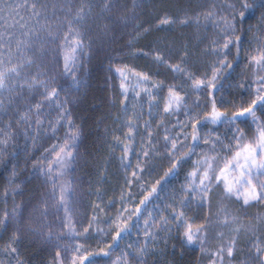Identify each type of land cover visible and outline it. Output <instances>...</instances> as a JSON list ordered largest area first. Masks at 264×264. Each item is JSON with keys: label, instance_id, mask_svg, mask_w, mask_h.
Segmentation results:
<instances>
[{"label": "rangeland", "instance_id": "1", "mask_svg": "<svg viewBox=\"0 0 264 264\" xmlns=\"http://www.w3.org/2000/svg\"><path fill=\"white\" fill-rule=\"evenodd\" d=\"M32 2L34 0H28L29 4ZM35 2L48 5L47 19L58 31V39L55 44L46 42L42 55L39 52V41H34L31 48L17 52L16 39H26L22 35L24 29H20L17 25L12 30L15 39L11 45V62L25 63L27 58L31 57L35 63L31 66L25 63L21 76L16 78L15 91H0V102L3 104L0 108V141L7 140L6 145L0 143V218L5 212L9 216V226L6 230L0 229V235L4 234V238L9 241L16 231L12 219L13 211L16 210L22 217L18 243L26 241L29 247H34L37 251L41 250L48 264H53V261L57 260V251L60 252L58 264H71L74 255L85 256L88 253L99 252L102 248L106 249L107 245L111 244L116 224L123 222L118 217L121 214L123 217L131 215L132 219L137 207H140V201L171 167L174 157L168 155L171 141L168 142L167 149L164 146L165 135L176 141L178 149L176 156L187 151V146L191 144V126L183 127L187 122L184 109L173 114L163 111L168 87L173 84L182 85L180 94L185 96L186 103L190 107H193L199 98L200 109L194 110L199 111L201 116L206 111H211V100L207 89L201 92L192 91L191 81H187L183 74L173 72L168 65L181 64V57L187 51L188 56L181 66L192 70L198 78H203L205 75L210 77L213 66L219 67V60L224 58L222 55H214L212 50L214 48L221 50L226 40H231L229 49L225 50L228 53L227 62L233 64L236 36H239L238 23L233 35L230 29L225 28L222 20H218L217 26H214L211 21L204 19V13L215 10L218 19L221 16H230L229 4L239 5L238 0H35ZM105 2L112 5L110 11H102ZM9 3L23 4L24 0H0V6ZM254 3L255 14L247 23V41L242 50V61L226 79L221 90L215 93L217 106L228 114L233 111V105L247 104L253 98L254 90L259 87L257 76H264V71L256 70V66L250 62L251 57L258 56L260 49L264 47V7H261L262 0H254ZM53 5L56 7L53 8ZM82 6L86 12L91 8V12L86 17V26L82 28L87 56L81 57L83 66L78 67L76 72L81 82L79 90L60 92L58 100L64 105L67 115L60 119V109L56 107L57 101H52L51 106L44 101L40 114L41 125L37 126L35 122V112L29 113L30 120H22L21 117L28 113L29 106L41 101V93L44 89L37 87L30 91L25 87L21 92L19 83L24 79H31L38 71L46 73L42 78L57 75V61L59 72H63V53L59 46L68 31V21L75 17ZM19 12L29 25L36 23L30 10L21 8ZM133 12L136 20H129L125 24L121 17L127 19L133 15ZM166 15L173 18H183L185 15L195 18L199 15L200 23L197 25L193 19L187 25L179 23L160 25L159 19ZM106 17H110L111 20H106ZM19 18L16 17L17 20ZM111 21H118L119 26L115 27L113 33L105 36L102 31L103 25ZM11 22L9 20V23ZM41 22L43 23V18ZM137 23H143V27L148 28L149 31L137 36ZM0 31H3L2 21H0ZM214 41L216 43H213ZM89 43L90 48L87 47ZM7 48L8 46L5 45V49H0V52L5 53L2 58L6 64L9 60L6 54ZM157 53L161 54L168 63L158 62L155 59ZM117 67L124 68L126 72L131 69L146 73L151 77V81L136 87L138 78L127 72L129 79L125 84L128 87V99L125 101ZM226 70L220 74L221 78ZM91 74L96 75L91 80H95L99 85V90L93 96L103 110L102 116L98 117L99 123H103L100 124L102 126L99 129L103 134H106L109 128L111 131L116 130L119 142L114 137L112 149H109L107 157L110 161L104 165L103 174L79 177L78 168L81 161H86L87 166L92 164V153H88L90 156H87L84 148L86 136L83 129L84 121L79 118L80 123H77L75 119L81 115L82 107H85L87 99L85 94L89 89ZM152 81L162 82V87L153 89L156 99L152 101L150 113L148 95L141 91V88H151ZM57 82L66 89L71 84V78L57 75ZM241 84L244 85L243 88L240 87ZM9 86H13L12 81L9 82ZM138 91L140 97L136 96ZM122 101L127 105V111L124 110ZM68 118L72 120L71 127ZM129 119L134 121L131 136L128 135ZM146 122L149 125L147 128ZM215 126L206 125L201 130V134L209 129H215L213 138L219 134L226 144L231 142L235 146V141L231 140L232 129L235 126L227 124ZM241 127L246 133V139H251L255 126L249 121L247 125ZM73 130L78 132V138L71 149L73 151L71 164L64 170L63 176L57 175L54 166L51 174L53 179L49 180L47 176L41 175L34 165L37 161H42L47 171L48 162L55 158L53 146H56L58 151L59 147L69 140ZM149 132L152 133L151 137L148 135ZM185 133L188 134L187 139ZM125 144L129 146L128 160L131 165L128 167H126L127 160L121 161ZM210 147L201 142L191 159L180 167L181 173L162 189L159 198L151 204L142 205L143 211L139 221L134 223L132 239L125 240L119 250L117 248L110 256L94 260L93 264H113L124 253L129 254L127 259L131 264H144V261H147V264L174 262L175 264H213V262L220 264L219 257L215 253L222 246L230 243L234 236L237 237V244L232 264H248L250 260H255L256 251L253 245L264 243V202H253L251 206H245L242 198L239 201L235 196L228 198L224 194V184L221 182L217 185L214 178L211 191L206 196L188 190L189 181L192 179L189 173L193 171L195 161L200 160L205 153L208 155L218 153L220 161L218 173L219 167L224 166L225 157L231 155L220 145H217L215 152H209ZM146 150L150 152L147 164L144 163ZM23 151L26 153L24 159L20 154ZM138 161L139 167H137ZM141 168L144 169L143 172L140 171ZM133 171L137 173L135 177L132 176ZM231 178L232 176H229V179ZM66 182H70L73 189L68 213L71 224L77 232H83L89 222H92L88 239L72 235L64 227V208L60 207L57 210L53 207L55 200L59 198V185ZM53 183L57 185L55 198ZM196 184H199L198 178ZM17 185L19 187H16ZM45 202L48 208L46 218L42 215ZM181 211L188 223L194 227L202 225L206 230L202 234L206 240L203 252L199 245L189 246L184 243L183 247L181 246L183 222L177 227V221L174 219V212ZM93 217L96 219L93 220ZM162 217L168 219L167 225L163 224ZM49 227L54 234L51 242L41 239L38 233L31 230L39 229L40 232L46 233ZM238 227L239 233L235 231ZM99 229L104 231L100 232ZM146 231L155 234L157 239L153 241L150 237H146ZM168 236L173 237L165 245ZM146 240L149 251L145 256H138L135 249L142 246ZM78 244H83L87 253L84 251L76 253ZM130 244L133 245L132 248L128 247ZM16 245L20 244L16 243ZM224 260L225 264H228L229 258L226 253Z\"/></svg>", "mask_w": 264, "mask_h": 264}, {"label": "snow or ice", "instance_id": "2", "mask_svg": "<svg viewBox=\"0 0 264 264\" xmlns=\"http://www.w3.org/2000/svg\"><path fill=\"white\" fill-rule=\"evenodd\" d=\"M237 3H232L228 5V8L231 9L230 16H221L217 19V14L215 10H210L204 13V19L206 21H211L214 26H217L218 20H222L225 28L230 29L232 34L235 35L236 32V24L239 23L241 25V30L243 27L244 18L246 12L252 7L251 4L248 3V0H238ZM56 5H53L55 8ZM112 5L110 3L105 2L102 5V11H110ZM134 8L136 5L134 4ZM261 7H264V0H262ZM24 8L26 10H30L32 13V17L35 18L36 23L34 25H29V22L24 19L23 16H20L19 10ZM47 4H38L37 2L28 3V0H24L23 4H4L0 6V21L3 22V31H0V49H5V45L7 48V55L9 57L8 63H5V60L2 58L5 53L0 52V91L8 90L15 91L16 90V78L21 76V72L25 67V63L27 66H31L35 61L28 57L25 63H15L11 62L12 56V41L15 39L14 32L12 31L18 25L20 29H24L22 35L26 39H16V50L17 52H22V49L31 48L33 46L34 41H39V52L42 55L44 52V44L46 42H50L55 44L58 39V31L53 27L52 23L47 19ZM91 12V8L88 9V12L85 11V8L82 6L76 13L75 17L72 20L68 21V31L64 34L63 42L60 44V49L63 53V72L60 73L58 70V61H57V75H62L64 77L71 78V84L68 88H62L61 85L57 82V75L52 76L51 78H42L46 75V73L42 71H38L36 75L32 76L31 79H24L19 83V89L22 90L27 87L30 91L40 87L43 88L44 91L41 93V101L36 102L34 105L29 106L28 113L22 115V120H30L31 117L29 113L35 112L36 115V124L37 126L42 124L40 119L41 109L43 106V102L47 101L49 106H51L52 101H57L56 107L60 109V119H63L67 115V110L64 105L59 103V95L60 92L70 91L71 89L79 90L80 88V79L76 75L78 67L82 65V56H87L86 45L83 39L84 32L82 28L86 26V17ZM19 16V20L16 17ZM239 17V20H237ZM43 18V23L41 19ZM106 20H111L110 17H106ZM193 19L197 25L200 23V17L197 15L195 18L185 15L183 18H173L169 16H164L159 19L160 25H170L179 23L182 25L190 24ZM9 20L12 22L9 23ZM121 20L126 24L129 20L135 21L136 15L133 12L131 17L127 19L121 17ZM119 26L118 21H111L110 23H105L103 25V34L105 36L114 32L115 27ZM250 30V29H249ZM149 31L148 28L143 27V23L136 24V32L137 36L141 35L142 32ZM41 33H46V35H41ZM71 37V39H70ZM240 36H236L237 41V55L239 54V43L241 41ZM131 44V41H129ZM213 43H216L215 41ZM231 44V40H226L221 50L213 49L212 52L214 55H222L224 58L219 60V67L213 66L212 75L208 77L205 75L203 78H198L192 70H189L186 67H182L181 64L185 62V59L188 56V52L185 51L184 56L181 57V64L172 65L169 63V67L173 72L183 74L184 78L187 81H191V89L194 92H201L204 89L208 90V97L211 100V111L205 112L203 116H201L199 111L200 104L198 102L199 98H197V102L193 107H190L186 103V98L184 95L180 94V88L182 85H170L168 87V95L165 100L163 111L167 114L178 113L182 109H184V115L187 118V122L184 124V128H187L188 125L191 126V144L187 146V151L184 152L180 156H176L177 152V143L175 140L168 135L164 136L165 148L167 149L168 142L171 141V149L168 151V155L174 157L171 167L165 173V177L169 175H174L176 170L190 159L191 156L195 153L196 149L200 147L201 142L204 145H210L211 147L208 149L209 152H215L217 149V145H220L222 149L226 150L228 153H231L230 156H226L224 160V166L219 167V171L217 173V168L219 166V154L205 155L198 161H195V167L192 172L189 173V176L192 179L189 181V191L191 192H199L203 196H206L209 191H211V186L213 184V178L215 179L217 185L219 183L224 184V194L226 197L231 198L233 196L236 197L237 201L241 198L243 199V204L245 206H251L253 202L261 203L264 202V76H257V81L259 83V87L254 90V96L250 99V101L245 104L241 103L236 106L233 105V111L231 115H228L227 111H221L217 106V101L215 98V93L220 91L223 85L221 84L220 74L226 69H231L234 67L233 64L227 62L228 53L227 49H229V45ZM90 48V43L87 45ZM155 59L160 63H168V61L159 53H157ZM79 62V63H78ZM252 64L256 66V70L264 71V47L260 49V54L258 56H252L251 61ZM39 67V65H38ZM116 71L119 73L121 77L120 88L124 95L125 101L128 99V87L125 84V81L129 79L127 72H131L132 76L137 77L136 87H140L142 84H147L151 81V77L142 72H135L131 69H128L127 72L124 68L117 67ZM13 82V86H9V82ZM162 82L152 81V87H142L141 91L146 93L149 98V112L151 113L152 109V101L156 99V96L153 94V89L161 88ZM241 88L244 87L243 84L240 85ZM136 96L140 97V92H136ZM67 103V101H65ZM124 110L127 111V105L122 101ZM3 104L0 102V108H2ZM135 106V105H134ZM206 106V105H205ZM196 109V110H194ZM259 112V115L257 114ZM251 122L252 125L255 126V132L251 139H246V133L241 125H247L248 122ZM19 122V121H18ZM59 123V120L57 121ZM128 135L131 136L134 121L128 120ZM68 124L72 126V120L68 118ZM208 124L211 125H219V124H227L229 126H235L232 129L231 140L235 141V146L232 145L231 142L225 143L224 140L221 139L219 134H216L213 138V132L215 129H209L203 135L201 134V130ZM149 125L146 122L145 127L147 128ZM149 137L152 136V133H148ZM78 138V132L73 130L71 133L69 140H66L64 145L59 147V150L56 151V146H53L52 151L55 152L54 160L48 162L47 171L43 166L42 161H37V164L34 165V168H37L41 175L47 176L49 180H52V172L53 167L56 166V172L58 176L64 175V170H66L73 159V151L71 150L74 147V142ZM188 138V134L185 133V139ZM117 142H119V137H115ZM151 142V141H150ZM2 144H7V140L0 141ZM154 147V146H153ZM128 152L129 146L125 144L123 149V154L121 156V161H128L126 167L131 165L130 160H128ZM150 152L145 151V161L147 164V158L149 157ZM139 167V161L138 165ZM203 169V171H201ZM141 172L144 171L143 168L140 169ZM238 173V174H237ZM137 173L133 171L132 176L135 177ZM13 176H15V171H13ZM229 176H232L229 179ZM196 178L199 179V184H196ZM163 179V178H162ZM160 184V181L156 182ZM193 185H195L193 187ZM16 187H19L17 185ZM57 185L53 183V196L55 198V189ZM243 189V190H242ZM157 192V188L153 186L152 192L148 193L147 196L144 197L143 200L140 201L141 205H145L147 201H149V197L152 196L153 193ZM7 195V192H5ZM73 195V189L70 182L61 183L59 185V198L55 200L53 207L59 210L60 207L64 208L65 211V223L64 227L67 228L72 235L83 236L85 239H88V235L90 229L92 228V222H89L88 227L83 229V232H77L75 228L71 224V220L68 216L69 213V201ZM195 199V196H193ZM20 206L18 205L17 208ZM98 207V205H97ZM35 211V209H34ZM143 209L141 207H137L136 212L133 214L136 216L137 222L139 221L140 214ZM47 202H45V207L42 215L47 217ZM12 219L16 225V231L13 232L12 236L9 239L8 244L6 245L5 251L9 253L17 252V248L15 247L16 243L19 242V225L21 223L22 217L20 214L14 210L12 214ZM96 218L93 217V220ZM119 220H122V223H117L114 229V235H112V243L108 244L106 249H100L98 253H88L85 256L74 255L72 257L71 264H93V261L88 259V256L92 255H103L105 257L110 256L114 248L118 247L121 239L124 236H127L130 231V225L128 221L131 220V215L128 217H123L121 214L118 217ZM164 225L168 224L167 218H161ZM174 219L177 221V227L181 226V222H183L184 231L182 233V247L183 244L186 243L189 246L199 245L201 251L203 252L205 245V236L202 235L205 233V229L202 225L193 226L191 223H188L184 218L183 211L179 213L174 212ZM9 226V216L8 213L5 212L4 216L0 218V229H7ZM145 226L147 228L148 221H145ZM33 232H36L40 235L41 239L46 242H51L53 239V231L51 227L46 233L40 232L39 229H31ZM100 232H103V229H99ZM239 233L240 228L238 227L235 230ZM146 237H150L153 241L157 239L156 235L146 231ZM56 239H59V236H56ZM167 241H165V245ZM237 237H233L232 241L228 243L226 246H222L217 253L216 256L219 257L220 264H225L224 253H226L229 258L228 264H232V259L234 258L236 251ZM256 251V259L250 260L248 264H264V243H255L253 245ZM129 248H132L133 245H128ZM175 248V245L173 246ZM76 253H80L84 251L87 253V249L84 248L83 244H78L75 249ZM136 254L138 256H145L149 251V245L147 240L145 243L135 249ZM128 253H124L122 257H119L117 261H114L113 264H131V262L127 259ZM182 255V253H181ZM57 260L53 261V264H58L60 258V252L56 253ZM17 264H22V262L17 261ZM144 264H147V261H144ZM215 264V262H213Z\"/></svg>", "mask_w": 264, "mask_h": 264}, {"label": "trees", "instance_id": "3", "mask_svg": "<svg viewBox=\"0 0 264 264\" xmlns=\"http://www.w3.org/2000/svg\"><path fill=\"white\" fill-rule=\"evenodd\" d=\"M248 3L252 5V7L246 12L243 27L241 30V25H239V36L242 38L239 43V54L237 55V41H235V61L233 62L234 67L231 69L226 70L225 74L221 78V84L224 86V83L226 79L232 74L235 67H238L239 63L242 61V50L244 47L245 42L247 41V23L248 21L252 20L254 17L255 7H254V0H248ZM96 74V73H95ZM95 74H91L89 78L88 85L89 89L86 91V104L85 107H82L81 109V115L77 116L76 122L80 123L81 121H84V132H85V151L86 153H92V164L90 166H87L86 161H81V165L78 168L79 177H89V176H100V174H103L102 170L104 165L106 164L107 157L109 156V151L112 149V141L115 140L114 137L117 135V131L114 129L111 131V128H109L106 132V134H103L101 129H99L103 123H99V115L102 116V107H100L99 103L94 98V94L99 90V85L95 80H91L95 78ZM95 81V82H94ZM106 104V103H104ZM98 106V107H97ZM258 114V113H257ZM231 115V114H228ZM80 118V119H79ZM110 121V120H109ZM102 124V125H100ZM209 125V124H208ZM211 125V124H210ZM224 125V124H219ZM214 126V125H213ZM218 126V125H216ZM215 126V127H216ZM110 149V150H109ZM90 151V152H88ZM22 159L26 158V153L21 152ZM87 156H90L89 154ZM191 159V158H190ZM190 159H187L185 163H187ZM185 163H183L181 166H184ZM93 167V168H91ZM178 168L176 170V173L174 175H169L165 177V174L162 178L159 179L160 184L154 185L157 188V192L153 193L151 197H149V201H147L145 204L149 203L151 204L152 201L154 202L156 199L159 198L161 195V191L163 188H165L166 185H168L170 182L175 180V177H177L181 171L182 168ZM86 168L90 169L87 170ZM152 192V189L149 190ZM148 192V193H150ZM148 193L145 195L147 196ZM144 196V197H145ZM144 199V198H143ZM142 199V200H143ZM140 207L142 205L140 204ZM137 222L136 216L134 215L131 220L128 221V224L130 225L131 231L127 236H124L118 247L114 248L118 250L122 247L121 245L124 243L125 240L132 239V233H133V227L134 223ZM173 236H168L167 242L171 240ZM9 241H7L4 238V234L0 235V264H17V261L22 262V264H48V260H46L45 254L39 250L37 251L34 247H29L25 242L22 241L19 246H17V252L15 253H9L8 251H5L6 245ZM112 243V241H111ZM114 250L112 252H114ZM98 253V252H96ZM166 256H168V253H166ZM105 256L103 255H92L88 256V259L94 261L98 260L99 258H103ZM175 264V262L173 263Z\"/></svg>", "mask_w": 264, "mask_h": 264}]
</instances>
